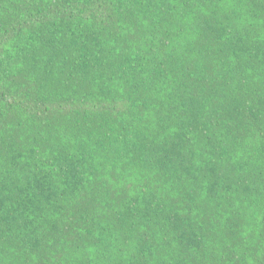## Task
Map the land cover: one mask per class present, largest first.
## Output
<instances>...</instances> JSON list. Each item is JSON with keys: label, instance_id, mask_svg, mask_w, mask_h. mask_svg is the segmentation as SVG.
<instances>
[{"label": "trees", "instance_id": "1", "mask_svg": "<svg viewBox=\"0 0 264 264\" xmlns=\"http://www.w3.org/2000/svg\"><path fill=\"white\" fill-rule=\"evenodd\" d=\"M0 264H264V0H0Z\"/></svg>", "mask_w": 264, "mask_h": 264}]
</instances>
